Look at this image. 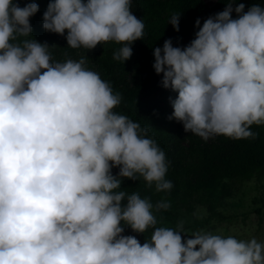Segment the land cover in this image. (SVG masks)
<instances>
[{
  "label": "clouds",
  "instance_id": "obj_1",
  "mask_svg": "<svg viewBox=\"0 0 264 264\" xmlns=\"http://www.w3.org/2000/svg\"><path fill=\"white\" fill-rule=\"evenodd\" d=\"M233 3L202 27L197 19L183 49L168 39L153 50L162 87L178 93L169 119L205 141L254 138L250 127L264 124V7ZM37 11L0 0V264H264L255 238L197 231L182 241L183 224L156 227L148 199L117 191L140 177L170 190L165 154L114 111L120 95L84 58L53 63L47 44L22 39ZM179 18L168 21L174 31ZM42 20L46 32H67L72 49L122 45L113 59L123 62L144 35L131 0H51ZM122 222L138 234L152 228L150 240L123 236Z\"/></svg>",
  "mask_w": 264,
  "mask_h": 264
},
{
  "label": "trees",
  "instance_id": "obj_2",
  "mask_svg": "<svg viewBox=\"0 0 264 264\" xmlns=\"http://www.w3.org/2000/svg\"><path fill=\"white\" fill-rule=\"evenodd\" d=\"M13 2L20 7L28 3L38 5L37 13L30 18L31 34L22 39L32 38L47 44L53 63L69 59L78 62L84 58L85 69L98 73L111 86L113 93L120 95V104L114 111L139 123L141 128H147L148 138L153 139L164 152L168 166L165 180L171 182L170 190L157 192L155 185L147 187L142 177L136 181L123 179L117 190L124 191L126 196L136 193L142 199H148L153 205L156 227L177 230L175 199L182 193H191L205 208L206 218L213 219L237 184L264 177V124L252 125L250 131L254 138L241 140L217 136L204 142L202 138L186 133L181 123L169 119L173 113L172 102L178 93L163 88L162 74L157 75L152 67L155 48H162L168 39H171L173 47L183 49L188 46L199 31L196 20H200L202 27L206 19L225 9L227 0H215L211 7H207L203 0H131L132 14L144 23V35L141 40L133 42L132 55L124 62L113 59L114 53L122 47L115 42L98 44L90 51L82 47L72 49L65 39L67 32L60 36L44 31L42 17L51 0ZM240 3L245 5V12L254 5L264 7V0H234L233 9ZM173 14H180L179 31H174L168 23ZM231 18H237L235 11ZM129 68L134 70L131 85L125 79ZM118 172V167L112 169L113 176ZM158 202H166L170 206L167 210L156 211ZM121 204L125 205L126 200ZM122 226V235L134 236L141 245L150 240L153 231L149 228L138 234L123 222Z\"/></svg>",
  "mask_w": 264,
  "mask_h": 264
},
{
  "label": "rangeland",
  "instance_id": "obj_3",
  "mask_svg": "<svg viewBox=\"0 0 264 264\" xmlns=\"http://www.w3.org/2000/svg\"><path fill=\"white\" fill-rule=\"evenodd\" d=\"M203 2L211 7L215 0ZM125 79L131 85L134 80L133 68L127 70ZM224 202L217 209L218 216L207 219L205 208L191 193L178 195L175 199L176 226L178 230V225L183 224L182 241L192 238L194 232L205 231L245 241L255 238L258 243L264 244V177L237 184Z\"/></svg>",
  "mask_w": 264,
  "mask_h": 264
}]
</instances>
